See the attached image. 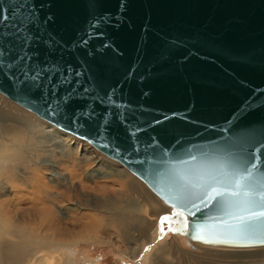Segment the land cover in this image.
<instances>
[{
  "label": "water",
  "instance_id": "obj_1",
  "mask_svg": "<svg viewBox=\"0 0 264 264\" xmlns=\"http://www.w3.org/2000/svg\"><path fill=\"white\" fill-rule=\"evenodd\" d=\"M0 15V91L153 190L175 157L264 158V0H0Z\"/></svg>",
  "mask_w": 264,
  "mask_h": 264
},
{
  "label": "rangeland",
  "instance_id": "obj_2",
  "mask_svg": "<svg viewBox=\"0 0 264 264\" xmlns=\"http://www.w3.org/2000/svg\"><path fill=\"white\" fill-rule=\"evenodd\" d=\"M16 107L32 117L40 119L34 113L0 94V146L3 148L0 152L9 155L7 158L9 163L4 164V172L0 175L2 178L0 179L1 213H4L5 210L7 214L3 215L6 218L9 217L8 220L19 225L24 224L32 234H43L51 241L64 242L70 238H76V242L65 248L67 256L71 257L72 264H142L148 254L150 257L155 255L156 249L160 254L164 250L166 251V249L161 250L160 247L168 248L170 242L172 243L171 248L169 247L170 250L167 249L165 254H161L166 264H241L238 261L247 264L263 260L264 256H261L259 251L263 249L264 245L248 248H228L226 246L227 249L232 248L227 251L226 249L222 250L221 246H206L192 242L178 234L168 233L164 240H158L159 233L155 234L153 231L158 227L159 217L170 214L172 207L161 200L143 180L122 164L104 155L87 141L70 133L72 141L78 140L79 153L77 156L74 152L68 151V148H61L58 145L55 153L46 156L45 159H37L34 156L23 159L18 157L16 155L17 147L30 132L38 133L44 140L51 139L42 134L41 128L34 120L16 112L18 110ZM41 122L48 123L44 120ZM83 153L89 154L93 159L87 160L85 158L87 155ZM121 171L125 172L127 176L118 175ZM132 178L140 182L165 205V210L159 216L148 215L149 207H145L143 215L151 220L149 229H147L148 234L145 235L140 234L138 230L135 231L133 225L126 228L125 231L121 229V232L117 226H115L116 228L110 226L108 210L103 205L104 201H109V203L116 201L123 205L127 201L138 200L142 203L143 200L139 198V194L133 190L138 189L137 191L144 194V190L142 191L144 187H132L130 182ZM40 180L41 182L45 181L43 185L40 184L43 192L40 197L44 198L42 200L34 195L37 194V192L34 193V184ZM86 200L88 201L85 202ZM95 200L104 203H99L97 207V204L93 203ZM44 207L50 208L53 215L56 214L57 219L52 223L53 225H49L42 219L41 210ZM120 213L129 221L133 214L128 210ZM90 215L95 217L92 218ZM94 225L95 227H93ZM1 231L3 232L2 228ZM88 234L95 235L97 240L87 242L85 238ZM139 234L140 237H138ZM135 237L139 240H133ZM139 242L144 244L139 246ZM189 243L193 245L192 248H185L184 245ZM149 245H151L150 251L145 252L144 248ZM132 247L135 248L134 257L129 256L132 254L130 250ZM209 249L213 253L212 257H204L202 253ZM234 249L246 250L245 254H242L244 258L243 256L235 257L238 253H234ZM203 258L207 261H204ZM50 262L55 264L54 260Z\"/></svg>",
  "mask_w": 264,
  "mask_h": 264
},
{
  "label": "snow or ice",
  "instance_id": "obj_3",
  "mask_svg": "<svg viewBox=\"0 0 264 264\" xmlns=\"http://www.w3.org/2000/svg\"><path fill=\"white\" fill-rule=\"evenodd\" d=\"M0 18L6 19L2 15ZM30 39L26 37L25 41ZM28 79L39 83L40 72ZM60 111L57 104L53 112ZM83 116L89 113L85 111ZM138 131L129 129L133 135ZM152 177L154 190L158 189L157 194L172 206L170 214L159 217L158 240L171 233L206 246L264 245V158L243 148L222 157L190 154L187 158L175 157L163 172L156 168ZM150 249L151 245L144 251Z\"/></svg>",
  "mask_w": 264,
  "mask_h": 264
},
{
  "label": "bare ground",
  "instance_id": "obj_4",
  "mask_svg": "<svg viewBox=\"0 0 264 264\" xmlns=\"http://www.w3.org/2000/svg\"><path fill=\"white\" fill-rule=\"evenodd\" d=\"M0 94L5 96L6 98L11 100L12 102L16 103L17 105H19V106L29 110L30 112L34 113L40 119L48 122V123H46L48 125H46L44 122L43 123L41 122L42 120L37 119L35 117H32L30 114H27L23 110L18 109L16 107V109H18V110H16V112H18L19 114H21V115H23L25 117L27 116L28 118H31L32 120H34L37 123V125L39 126V128H41L40 130L42 131V134L44 136H49V138L51 140H56L58 142V145H60L61 148H63V147L68 148L67 150L70 151V152H74L76 156L79 153V147L77 145L78 144V140L74 139V141H72V137L69 135V133H70V134H72V135H74V136H76V137H78L80 139H83V140L87 141L89 144H91L94 148H96L97 150L102 152L104 155H106L109 158L119 162L126 169H128L129 171L134 173L138 178L143 180L140 176H138L135 172L130 170L128 167H126L118 159L108 155L103 150H101L100 148H98L97 146L92 144L90 141H88L86 138L81 137V136L73 133L72 131H70V130L62 127V126L57 125L53 121H51V120H49V119L37 114L32 109H30V108H28V107H26V106H24V105H22V104H20V103H18L16 101H14L13 99L9 98L5 94H3L1 91H0ZM11 114H8V115H11ZM45 129H47V130L44 131ZM1 148L2 147L0 146V150H1ZM83 154H86V153H83ZM8 156L9 155H7L5 158L6 159L9 158ZM85 158H87V160L88 159L89 160L93 159L92 157L89 156V154ZM0 167H4V164L0 165ZM10 171H12V170H10ZM118 175L127 176V174L125 172H123V171L118 173ZM0 179H2V178H0ZM34 181H36V180H34ZM130 182H131L132 187H137V186H139L141 188L144 187L140 182H138L134 178H132L130 180ZM44 183H45V181L41 182V180H40L36 184H34L35 185L34 193L37 192V194L35 193L34 195H36L35 196L36 198H39L41 200L44 199V198L40 197L43 194L42 188H41L42 186H40V184L43 185ZM137 190L138 189H134L133 191H135L136 193L139 194V198H141L143 200L142 203H140L138 200L137 201H132V202L127 201V202H124L125 204L123 205L122 203L116 202V201L112 202V203H109V201H104L105 204H103V205L105 206L106 210H108V214H109L108 219H109V221H111V223L109 224L110 226H113V227L117 226L118 230L121 232V229L125 231L126 228L130 227L131 225H133L132 227H133V229L135 231L138 230L140 234H144L145 235L147 233V229H149L148 227L150 226V221H151V220H148L147 217H145L143 215L144 212H145V207L146 206L149 207V210L147 212L148 215L159 216L160 213H163V211L165 210V205L155 195H153L148 189H146L145 187H144V189H142V191L144 190V194L140 193L141 191L139 192ZM154 192L161 200H163L165 202V200L160 195H158L156 191H154ZM19 198H20V196H19ZM45 198H46V196H45ZM36 200H38V199H36ZM87 201L88 200H86L85 202H87ZM104 202L103 201L100 202V201H96V200L93 201V203L97 204V207H98L99 203L101 204V203H104ZM167 204H169V203H167ZM106 205H107V207H106ZM169 205L171 206V204H169ZM0 206H1V204H0ZM125 210H128V211L133 213L132 217H130V221L125 219L123 214L120 213L121 211H125ZM6 211H8V210H6ZM41 211H42V216H43L42 219L47 221L49 223V225L52 224L53 222H55V220L57 219L56 214L53 215V213L51 212L50 208L44 207V208H42ZM4 213L7 214V212H5V210H4ZM4 213L3 212L1 213V210H0V264H51L50 261H53V260H54L55 264H72L71 257L67 256V253L65 252V248L67 246H69L71 243L76 242L77 241V240L75 241L76 238H70L68 240H65L64 238H60V239H64L65 240L64 242H60V241L55 242L53 240L51 241V240H49V238H46V236L44 237L43 234L42 235H40V234H38V235L32 234L27 229V227L24 226V224L19 225V224L15 223V222H11L10 220H8L9 217L6 218L3 215ZM91 217L94 218L95 216L93 217V215H92ZM16 222H18V221H16ZM95 222H97V221L95 220ZM23 223H24V221H23ZM95 225L93 227H95ZM1 228H2L3 232L1 231ZM41 231H43V230H41ZM153 233H155V234L158 233V227L155 228ZM140 234H139L138 237H140ZM153 236H154V234H153ZM119 237H120V235H119ZM183 237L185 239L189 240V237H187V236H183ZM125 238H127V237H125ZM146 238H147V236H146ZM85 239L87 240V242H92L94 240H97L95 235H89V234H88V236H86ZM133 240L138 241L139 239L135 237V238H133ZM170 243H168V248H166V246H165V248L163 246L160 247L161 250L166 249V251L164 250L163 253H161V254H165L168 251L167 249L170 250V248L172 246V243L171 244ZM143 244L144 243L139 242V246H142ZM256 246H260V245H256ZM225 247L226 246H221L222 250L226 249L228 251V250L232 249V248L231 249H227V247L226 248ZM130 250L132 251V254H130L129 256L130 257H134L135 248L132 247ZM234 251H233L234 253H238L235 257H241V256H243L245 254L246 250H241L240 251V250L234 249ZM259 252H260V254H262L261 256H264V247ZM161 254L156 249L155 255L153 257H150V254H148L147 257L144 259V262L142 264H166V262L163 261L165 259L162 258ZM202 254L204 255V257L205 256H209V258L212 257V255H213V253L211 252V249L204 250V253H202ZM243 258H244V256H243ZM248 258H250L249 255H248ZM203 259H204V261H207V260H205V258H203ZM238 262L241 263V264L243 263L241 261H238ZM257 262H259V263L262 262L264 264V258L261 261L249 262L247 264H253V263H257Z\"/></svg>",
  "mask_w": 264,
  "mask_h": 264
},
{
  "label": "clouds",
  "instance_id": "obj_5",
  "mask_svg": "<svg viewBox=\"0 0 264 264\" xmlns=\"http://www.w3.org/2000/svg\"><path fill=\"white\" fill-rule=\"evenodd\" d=\"M58 147L56 140H44L38 133L30 132L17 147L16 155L20 158H28L34 156L37 159H45L55 153ZM8 153L0 152V165L9 163L5 157ZM4 172V168L0 167V175Z\"/></svg>",
  "mask_w": 264,
  "mask_h": 264
}]
</instances>
